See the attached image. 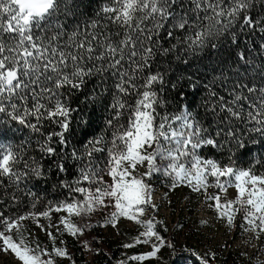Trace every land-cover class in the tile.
Listing matches in <instances>:
<instances>
[{
    "label": "snow or ice",
    "instance_id": "6c2138e0",
    "mask_svg": "<svg viewBox=\"0 0 264 264\" xmlns=\"http://www.w3.org/2000/svg\"><path fill=\"white\" fill-rule=\"evenodd\" d=\"M78 9L77 0H0V205L9 201L0 209V250L20 264L71 261L51 229L79 238L91 225L77 226L71 217L111 208L104 226L126 218L144 228L124 248H152L117 264L158 258L162 247L175 245L154 218L140 219L156 209L152 181L158 177L172 189L204 193L229 226L243 212L245 231L264 232V152L247 160L255 151L250 144L264 146V65L244 52L238 61L226 59L230 45L251 44L249 34L264 39V0H105L83 21ZM209 49L217 58L203 76L198 67L173 82L170 64L160 70L165 57L189 65V57ZM209 73L218 74L206 80ZM169 88L181 100L205 91L201 107L211 122L191 110L195 99L169 111ZM81 95L84 107L74 106ZM97 105L107 113L99 135L89 114ZM24 129L29 135L21 143L9 140V132ZM73 169L74 177L60 183L67 197L37 210L41 197L29 187L32 180H46L51 171L69 176ZM210 188H234L238 196L221 203L219 194L208 195ZM61 212L66 216L53 225L52 214ZM25 221L47 232L51 251L29 238ZM190 255L209 264L208 254Z\"/></svg>",
    "mask_w": 264,
    "mask_h": 264
},
{
    "label": "rangeland",
    "instance_id": "374dc122",
    "mask_svg": "<svg viewBox=\"0 0 264 264\" xmlns=\"http://www.w3.org/2000/svg\"><path fill=\"white\" fill-rule=\"evenodd\" d=\"M143 171V168L138 167V172L142 173ZM106 179L108 178L106 177ZM160 179L155 178L152 181V203L156 206V209L149 208L140 219L144 221L152 219V217L156 220L164 219L169 227V239H166L167 242L173 244L175 241L177 249L188 248L189 245L198 246L201 256L208 254L209 257V255L219 251L224 257L228 254L235 255L243 264H264V232L259 230L257 232L250 231L251 233L244 235L243 226L247 227V225L242 220L243 212L238 213L235 217V223L229 226L226 217L220 218L215 207L210 206L214 205L215 202L209 201L204 193L193 192L186 186L172 189L167 178H165L164 182H162L163 180L160 181ZM212 194H219L221 203L226 200H234L238 196L234 188H229L227 193H221L218 189L210 188L208 195ZM191 198L199 199V203L192 215L190 213L192 208ZM111 211V208H101L89 215V217L95 223L97 237L110 240L115 245L124 248L123 245L132 243L139 236V233L144 231V228L126 218H121L116 227L111 225L104 226L105 217ZM61 216H66V213H53L51 223L53 225L59 224ZM76 219L78 217H71L72 222L75 224H77L75 222ZM188 222L190 226L187 227L184 223ZM24 223L27 225V231L30 234L29 238L35 239L41 243L42 247L51 251L53 245L47 232L42 231L41 228L31 221H25ZM41 223L47 225L48 221L41 220ZM77 226L83 227V225L79 224ZM60 227L62 229L63 225H60ZM51 231L53 235L57 236L56 246L58 247H65L67 240L73 237L67 232L58 235L55 227ZM160 234L163 236L162 232ZM80 237L84 245L85 243L88 245L87 248L84 247L88 258L91 259L94 255H97L99 247L92 242L94 241L93 236L88 232ZM131 250L132 248H124L123 255L125 257L128 256ZM143 250L147 253L150 252L152 250L151 245L143 244ZM170 251L177 253L173 248L165 246L157 254L158 258H150L149 260L155 264H164ZM180 263L198 264V260H182ZM0 264H20V262L10 251L6 253L0 250Z\"/></svg>",
    "mask_w": 264,
    "mask_h": 264
},
{
    "label": "trees",
    "instance_id": "16d2710c",
    "mask_svg": "<svg viewBox=\"0 0 264 264\" xmlns=\"http://www.w3.org/2000/svg\"><path fill=\"white\" fill-rule=\"evenodd\" d=\"M79 3V9H78V14L79 18L81 21L87 19L89 16L93 15L96 11H98L102 5L105 3V0H77ZM255 16L256 13H253ZM75 19L74 16H70L68 18V23L71 24L72 21ZM248 40L251 41V44H245V43H239L237 45H230L228 49V53H226V59H228V62L231 63L233 60L238 61V53L239 52H244V54L253 59L256 64H261L264 65V51L261 50L260 45L264 43V39H262L259 35V33H256V35H251L249 34L247 37ZM216 55L214 54L213 50H206L200 56L197 58L196 56L189 57V65H192V67H189V65H185L181 63L180 60H175L171 55L169 57L163 58V61L161 62L160 65V70L165 71L164 68V63L170 64L171 66V71L169 72L168 79L175 82V80L183 73L185 77L192 75V73L197 71V68H200V75H204V67L208 65L214 64L216 60ZM183 59V56H182ZM223 67V66H221ZM243 70V69H242ZM218 73H209L205 79H211L212 75H215ZM231 74V73H229ZM199 78V77H197ZM183 84H187V79L182 81ZM185 92H190L191 89L185 87L182 89ZM217 90L223 93L222 90H220L217 87ZM165 97L168 100V110L169 111H178V105L187 103L193 99H195V105L191 109L193 112L197 113L198 118L203 117L204 122L210 123L212 120V115L211 113L207 114L205 116V110L203 107H201L202 101L206 99V92L201 91L199 94H197L195 97L188 96L187 100H181L177 92L171 88L165 93ZM83 100V96H78L76 99L73 101L74 106H79V107H84V105L81 103ZM110 100V97H109ZM91 107V106H90ZM163 111V110H161ZM90 115H92V119L94 121V128L96 129V135H99L101 132L105 131L104 128V117L107 115V113L103 112L100 108L99 105L96 106L95 113L94 115L90 112ZM29 133L27 129H24L22 131L18 132H9L8 133V138L11 140L13 143H21L23 140H25L28 137ZM259 139V138H258ZM250 147H253L255 151L253 152L252 156H249L247 158L248 161L253 160L254 158L258 157L262 152H264V146L261 144L257 143L255 145H249ZM32 155H36L39 157V153H30ZM219 155L218 153L216 155H213L211 158L215 159L216 156ZM221 160H226L227 156H220L219 157ZM46 165L49 163L48 161L44 162ZM75 175V170L73 169L72 175L65 176L64 174H58L55 173V171H51L48 174V177L46 180H38V179H33L32 182L30 183L29 187L33 189L40 197H41V202L37 206V210H42V208L45 206L46 202L48 201H60L64 200L68 193L65 189L60 187V183L63 179H72ZM163 180L164 182L165 178L164 177H158ZM6 182V181H5ZM163 188H165L164 185H162ZM79 196V194H76ZM25 201H27V198H24ZM192 208H191V215L194 213L195 208L197 204L199 203V199H190ZM9 203L8 200H5V205ZM5 205H0V209H3ZM18 210H23V206L21 205L19 209L17 208H9L6 212L5 215H8L9 212H16ZM154 217H152L153 219ZM77 222L76 225H91V228H86L83 234H86L89 232L90 235L93 236L95 246L99 247V251L97 255H94L91 259L88 258L87 252L85 251L84 248V243L81 241V237L79 238L76 237H70L66 244L65 248L68 250L70 256L72 257L71 261L66 259V258H56L55 264H116L118 260H127L128 257L133 256V255H140V254H146L147 252L143 250V244H137L134 247H132V250L129 252L128 256L123 255V250L121 246L115 245L113 242L110 240H104L100 239L97 237V233L95 231V223L90 219L89 216H81L78 217V219L75 220ZM154 223H157V230L159 232H162L165 240L169 239L168 233H169V227L164 219L156 220L154 218L153 220ZM186 226H190L189 222L184 223ZM242 224V223H240ZM245 228L243 226V233L244 235H247L251 233L250 231H245ZM41 245V243H39ZM173 245H175V248L173 249L174 251H177V253H174L173 251L169 252V254L166 257V261L164 264H177V257H183V259H180L178 264H181L182 260H192V261H197L196 257H193L190 255V252H194L201 256V252L198 246H192L189 245L188 248H182V249H177V243L174 241ZM42 247V245H41ZM190 250L189 251H186ZM181 250V251H180ZM181 254V255H179ZM209 264H243L242 261L236 257L235 255L228 254L226 257H224L219 251L213 253L212 255H209ZM130 264H155L154 262L148 260H145L143 262H136V261H129Z\"/></svg>",
    "mask_w": 264,
    "mask_h": 264
}]
</instances>
